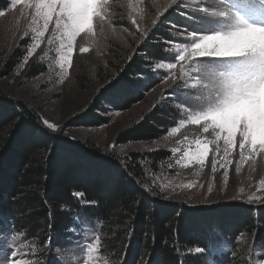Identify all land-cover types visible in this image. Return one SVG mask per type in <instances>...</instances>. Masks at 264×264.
I'll return each instance as SVG.
<instances>
[{"label": "trees", "instance_id": "obj_1", "mask_svg": "<svg viewBox=\"0 0 264 264\" xmlns=\"http://www.w3.org/2000/svg\"><path fill=\"white\" fill-rule=\"evenodd\" d=\"M8 6L9 0H0V10ZM157 28L140 54L121 66L102 95L106 103L127 108L151 86V68L165 59L160 41L167 30ZM96 105L103 109L100 102ZM169 105L150 111L130 130L132 139H157L176 125L178 114ZM40 120L26 103L0 90V233L27 232L28 241L37 245L51 237V246L45 248L51 264L53 247L77 238L66 229H80L83 219H90L100 226L101 252L112 264H203L210 255L185 253L197 245L205 247L209 240L213 249L230 247L219 260L212 256L220 264H249L254 244L241 237L264 239V206L221 202L192 208L158 201L144 190L145 175L137 160L122 162L77 139L49 134ZM106 121L91 108L81 123L98 126ZM77 191L84 193L82 199L72 195ZM72 217L81 223L74 224Z\"/></svg>", "mask_w": 264, "mask_h": 264}, {"label": "rangeland", "instance_id": "obj_2", "mask_svg": "<svg viewBox=\"0 0 264 264\" xmlns=\"http://www.w3.org/2000/svg\"><path fill=\"white\" fill-rule=\"evenodd\" d=\"M185 4L188 7L196 6L195 0H185ZM108 5L111 7L107 9L108 16L105 21L101 23L94 18L93 32L85 31L77 36L74 42L72 66L65 73L60 68L62 50L59 34L53 44L49 45L47 42L53 27L51 24L45 42L29 58L27 64L22 63L27 48L34 42L35 33L40 30L42 20L33 23L29 15L33 10L19 4L13 8L9 0V6L4 10L6 15L0 17V90L10 94L11 98L26 103L41 119L57 123L60 131L55 135L62 139L71 141L77 139L94 146L102 154L111 155L122 162L137 160L136 163L145 175L142 184L144 190L147 188L149 196L158 201L184 204L192 208L221 202L246 203L263 207L264 189L260 188V181L264 180V154L258 155L255 160L244 162L237 172L236 165L239 161L237 147L233 154V163L228 169L229 176L225 180L222 175L223 169H218L214 176L211 172V151L203 168L198 164L185 168L175 163L179 154L172 153L171 149L178 144L183 149L185 144L196 139L203 140L205 137L209 140L213 139L211 130L209 133H204L201 125L185 122L176 133L171 132V127L157 139L141 141L132 139L130 130L144 120L150 111L160 106L161 100L171 94L165 90L171 87L172 81L161 82L159 79L165 73L171 75V70L167 67V64L172 62L171 55H167L164 51L165 59L153 65L151 86L142 90L140 99L131 106L118 109L112 103H106L102 95L117 78L121 66L138 53L148 39L137 30V24L140 29L147 30L149 36L157 27L167 30V35L162 38V41L167 42L164 43V49L167 47L168 53H173L178 52L185 45L173 39V36L182 33H176L172 29L170 35L168 24L171 22L184 25L188 21L184 19L183 14L178 15L177 11L170 7L171 0H108ZM165 7L169 10L163 16L158 15ZM133 19L136 24L132 23ZM154 21L158 23L154 25ZM26 32L32 39L24 35ZM64 43L67 41L65 40ZM80 47H88L90 51L81 54ZM156 64L162 67L156 69ZM177 75L179 76L178 72ZM96 102H100L103 109H98ZM169 104L180 109L179 113L173 112L174 115L178 114L174 126L179 127V121L187 119L183 115L185 109L175 102L166 101L164 105ZM91 108L97 115L105 117L106 123L98 126L83 125L81 121ZM185 137L188 138L187 141L184 140ZM236 139L238 145L239 128ZM109 145L114 146L109 147ZM247 155L246 152L245 156ZM188 183H194L196 186L193 188L181 186ZM164 185L168 187L164 188ZM209 187L211 191H208ZM249 196H259L260 200L250 201ZM79 220L78 222L81 223ZM83 220L85 223L80 224L83 235L71 239L69 244L54 246L51 264H55L56 261L69 264L70 257H75L76 264H112L101 252V245L99 251L88 253L86 246L89 243L95 244L96 237L102 240V234L98 223L90 219ZM76 230L79 233L81 228L79 229L78 226ZM4 235H11V229H7ZM241 239L254 244L251 255L260 253L258 259L253 255L252 258L249 257V264H264V239L258 240L253 234L244 235ZM30 248L35 255L22 256L23 259H30L38 264H50L45 251L47 247L40 248L39 245L28 240L20 243L19 250L22 254L28 252ZM228 248L230 247L227 244L220 245L211 251L207 259L217 261L212 256L216 257L217 251L220 255ZM235 252L236 249L234 254ZM88 255L93 257L91 262L87 260ZM217 264L220 263L217 261Z\"/></svg>", "mask_w": 264, "mask_h": 264}, {"label": "snow or ice", "instance_id": "obj_3", "mask_svg": "<svg viewBox=\"0 0 264 264\" xmlns=\"http://www.w3.org/2000/svg\"><path fill=\"white\" fill-rule=\"evenodd\" d=\"M195 2V7H188L185 0H171L170 7L177 11L178 15L183 14L188 23L168 24L170 35L172 29L176 33H182L173 36V39L185 46L173 53H168L167 47L163 49L172 57V62L167 64L171 75L165 73L159 79L161 82L171 80L172 85L165 90L171 94L160 101V106L167 101L182 105L185 109L183 115L187 117L186 121L181 119L179 127L171 128L172 133L179 132L186 122L201 125L204 133L211 130L213 136L212 140L205 137L203 140L189 142L183 149L179 144L172 148V153L179 154L175 163L185 168L192 164H198L203 168L211 151L213 176L218 169H223L222 175L227 180L228 169L233 163V154L237 147L239 149L237 172L244 162L255 160L258 155L264 154V0H195ZM18 4L33 10L29 13L33 23L42 20L40 30L35 33L34 42L27 48L22 63L27 64L29 58L45 42L51 24L53 27L47 42L49 45L53 44L59 34L62 50L60 68L65 73L72 66L77 36L85 31L93 32V19L97 18L103 23L108 16L107 9L111 7L108 0H10L11 7L15 8ZM168 10V7H165L158 15L163 16ZM5 15L6 12L0 10V17ZM132 23L136 24L135 19ZM153 23L155 25L158 22ZM136 27L147 39L149 32L140 29L138 24ZM24 35L32 39L29 33L26 32ZM65 40L67 43H64ZM160 42L167 44L166 41ZM89 51L88 47L79 48L81 54ZM139 54L138 52L137 55ZM161 67L160 64L155 65L156 69ZM169 106L180 112L175 105ZM40 123L49 134L60 131V126L48 119H41ZM184 140L187 141L188 138L185 137ZM181 186L193 188L196 185L188 183ZM167 187L168 185H164V188ZM260 188L264 189V180L260 181ZM145 191L148 189L145 188ZM208 191H211V187ZM72 195L79 200L83 198L84 193L77 191ZM248 199L259 201L260 197L249 196ZM94 204L95 201L89 202V205ZM60 207L61 210H68L66 205ZM72 220L74 224L78 222L76 217H72ZM66 232L73 236H81L83 228L81 227L78 233L74 228L68 227ZM126 238L130 239V232ZM107 239L105 237L103 241L105 252L109 251ZM27 240V232H17L13 229L11 235L0 233V264H38L22 258L35 255L31 248L26 253L20 252V243ZM101 243V239L96 237L95 244L89 243L86 246L88 253L99 251ZM49 246L51 237L39 241L40 248ZM213 247V241L209 240L205 247L197 245L193 249H186L185 254L209 255ZM259 254L252 255L258 259ZM92 259L91 255L87 256L89 262ZM55 264L61 262L56 261ZM69 264H76L75 257H70ZM203 264H217V261L207 259Z\"/></svg>", "mask_w": 264, "mask_h": 264}]
</instances>
